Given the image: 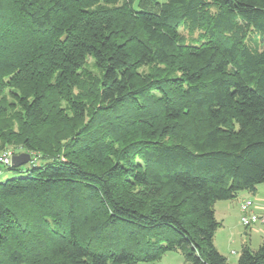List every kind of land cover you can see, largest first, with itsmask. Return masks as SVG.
<instances>
[{"label":"trees","instance_id":"16d2710c","mask_svg":"<svg viewBox=\"0 0 264 264\" xmlns=\"http://www.w3.org/2000/svg\"><path fill=\"white\" fill-rule=\"evenodd\" d=\"M11 136L31 158L0 176V264H231L214 206L264 183V0H0Z\"/></svg>","mask_w":264,"mask_h":264},{"label":"rangeland","instance_id":"374dc122","mask_svg":"<svg viewBox=\"0 0 264 264\" xmlns=\"http://www.w3.org/2000/svg\"><path fill=\"white\" fill-rule=\"evenodd\" d=\"M160 2H166L167 0H159ZM180 32L185 37L186 42L192 43L193 38L197 37V33L191 36L190 32L183 27H181ZM88 72L86 74H83V78L88 80V73L91 74H100L99 70L97 69L95 62L92 57H88L85 67ZM89 88L92 87V83L88 81L86 83ZM73 93L79 96V90L80 87H74ZM86 100V99H85ZM60 104L62 106H67V101L61 100ZM89 110V109H88ZM90 111V110H89ZM67 117L74 118L76 116H80L81 114L75 113L71 110H68L67 108ZM88 114V113H87ZM83 115V120L86 121L88 119V116ZM130 136L134 137L132 133H127L124 138L121 140H117L114 136L110 135L106 139L109 140V143L111 148L108 151L107 159L103 162H100L99 166H107L108 163L111 162V160L114 159V156L120 151L122 145L126 140L130 138ZM10 139H13V142L8 144L6 147H3L1 149L0 147V154L3 152H13V155H15L16 152L22 150L21 143L18 140H15L13 136L10 137ZM93 165H95L97 162H93ZM31 164H27L20 168V173L13 172V171H6V175L8 176H14L17 174H25L28 169L31 168ZM260 186H264L263 184H260ZM133 192H137L136 190H132ZM258 195H264V190L260 188L257 192L250 191V190H242L239 192V195L234 200H222L217 201L215 203V209L217 210L216 216L219 221L222 222V225L218 228L215 235V245L218 248V250L226 255L228 257V260L231 264H235L239 258V255L241 253L242 247L245 243H249L250 246L253 249H257L259 245L264 241V222H258L251 226H245L241 222V218L243 216V212L241 211V203L247 199H251L254 201V206L251 208L252 210L256 211L258 214L260 209L257 208L256 199L259 197ZM151 264H191L187 261H185L183 255L180 252H168L164 257Z\"/></svg>","mask_w":264,"mask_h":264},{"label":"built area","instance_id":"2783aa9c","mask_svg":"<svg viewBox=\"0 0 264 264\" xmlns=\"http://www.w3.org/2000/svg\"><path fill=\"white\" fill-rule=\"evenodd\" d=\"M12 157L13 152H3L0 154V176L3 174L4 169L12 166ZM254 206V201L251 199H247L243 201L240 205L241 211L243 212V216L241 218V222L245 226H251L258 222H264V215L261 213H257L251 208Z\"/></svg>","mask_w":264,"mask_h":264},{"label":"water","instance_id":"95a60500","mask_svg":"<svg viewBox=\"0 0 264 264\" xmlns=\"http://www.w3.org/2000/svg\"><path fill=\"white\" fill-rule=\"evenodd\" d=\"M31 155L28 152H24L21 154H15L12 157V166L18 167L24 165L30 161Z\"/></svg>","mask_w":264,"mask_h":264},{"label":"crops","instance_id":"0c3cea01","mask_svg":"<svg viewBox=\"0 0 264 264\" xmlns=\"http://www.w3.org/2000/svg\"><path fill=\"white\" fill-rule=\"evenodd\" d=\"M260 188L262 189V191L264 190V186H257V189L255 190V192H257L258 190H260ZM259 197L256 199V203H257V208L260 209V211L264 210V195H258ZM217 213V210H216ZM260 213V212H259ZM262 215H264V211L261 212ZM218 219V218H217Z\"/></svg>","mask_w":264,"mask_h":264}]
</instances>
